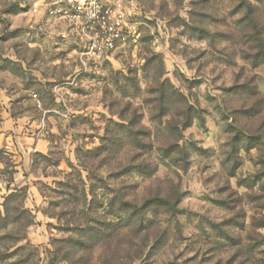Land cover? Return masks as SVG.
I'll return each instance as SVG.
<instances>
[{
  "label": "rangeland",
  "instance_id": "obj_1",
  "mask_svg": "<svg viewBox=\"0 0 264 264\" xmlns=\"http://www.w3.org/2000/svg\"><path fill=\"white\" fill-rule=\"evenodd\" d=\"M42 2L0 0V264H264V0H124L101 57Z\"/></svg>",
  "mask_w": 264,
  "mask_h": 264
},
{
  "label": "built area",
  "instance_id": "obj_2",
  "mask_svg": "<svg viewBox=\"0 0 264 264\" xmlns=\"http://www.w3.org/2000/svg\"><path fill=\"white\" fill-rule=\"evenodd\" d=\"M124 0H43L49 20L63 21L79 35L88 54L101 57L125 41Z\"/></svg>",
  "mask_w": 264,
  "mask_h": 264
},
{
  "label": "trees",
  "instance_id": "obj_3",
  "mask_svg": "<svg viewBox=\"0 0 264 264\" xmlns=\"http://www.w3.org/2000/svg\"><path fill=\"white\" fill-rule=\"evenodd\" d=\"M19 191H16L15 193L13 194H10L4 204H3V212L0 211V225L2 226V228H5L7 226L8 223H10V217H9V212L12 211L13 213H15L16 215L11 219V222L12 224H15L18 222V220L20 219V215L23 214V210H22V205L18 206V207H13L12 209L9 207V203H13L16 199H18L19 197ZM11 209V210H10ZM20 211V212H19ZM139 215H141V213H139ZM32 224V220H29L25 227L29 226ZM90 230H92V227L90 228ZM3 239H7V240H10L12 239L11 237L9 236H6V237H2L0 238V240H3Z\"/></svg>",
  "mask_w": 264,
  "mask_h": 264
}]
</instances>
